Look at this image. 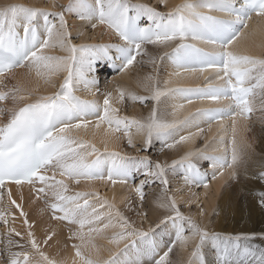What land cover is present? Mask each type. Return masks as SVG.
<instances>
[{
	"label": "snow or ice",
	"instance_id": "snow-or-ice-1",
	"mask_svg": "<svg viewBox=\"0 0 264 264\" xmlns=\"http://www.w3.org/2000/svg\"><path fill=\"white\" fill-rule=\"evenodd\" d=\"M50 3L53 8L56 7V0H50ZM65 12L87 21L93 29L98 25L105 26L122 43L73 44ZM253 14L264 20V0H182L167 14L146 4L131 3L130 0H68L60 11L24 4L0 7V84L15 69L27 67L29 75L34 71L46 84L55 87L51 77L60 71L66 72L56 92L39 95L34 102L26 101L36 93V89L28 90L19 81L7 91L0 90V102L10 100L13 104L11 108L0 106V116L8 115L7 122L0 124V189L5 187L6 182L14 183L18 188L27 184L38 198H52L50 203L45 199V204L53 212V220L79 225L81 231L73 232L70 236L81 241L73 245L75 252L71 264H152L153 260L155 264H166L176 244L183 250L192 245L188 264H264V232L259 235L210 232L190 216L183 215L171 196L167 197V201H158L159 207L171 213L156 226L160 228L163 225V229L159 232L155 228L137 230L118 211L113 215L114 205L101 200L98 193H72L66 182L71 180L79 185L81 180L88 183L98 180L110 181L113 185L117 182L124 184L135 169L145 176L135 188L143 200L146 185L159 179L167 191L169 180L166 173L182 171L185 183L202 185L207 189L208 174L201 172L190 159L193 155L210 162L212 180L223 177L225 170H228L231 179L238 180L243 157L251 147L244 136L237 139L238 126L247 131L249 113L254 111L253 101L257 95L264 97V58L250 55L247 51H236L232 47L242 36L241 27H249L248 21ZM145 44L171 46L161 59H167L176 69L172 76L199 75L207 83L205 87L174 86L160 90L153 77L148 76L140 86L147 91L149 82H152L150 90L153 100L159 101L161 96H167L182 98L191 104L195 98L220 106L198 108L183 119L174 118L171 121L161 119L154 106L148 117L138 120L119 115L120 109L115 106L124 102L126 95L134 102L144 103L145 98L131 91L126 93L117 88L115 97L112 92L105 93L102 106L95 100H81L74 94L76 85L81 83L88 90H98L95 77L98 63L116 68L119 61L118 70L124 72L137 55L147 54L143 48ZM199 45L210 46V50ZM57 48L67 55L44 54L46 49ZM111 49L117 53L115 57L109 55ZM151 62L156 61L153 59ZM206 72L214 75L215 82H212L211 76L205 75ZM169 84H172L171 79L165 81V85ZM184 106H174L172 116L175 117ZM90 117L96 118L94 124ZM228 120L231 121V140L219 154L188 152L171 165H162L160 162L153 164L147 157H121L118 152L109 150V144L120 139L118 133H123L129 146H134V135L142 136L145 145L142 151H146L154 139L163 142L166 148H174L203 131L199 128V122L217 121L224 128V121ZM241 120L242 125L239 124ZM102 125L107 127L101 133ZM190 127H197V132L179 135ZM81 130H91L94 138L100 136L104 155L91 140L78 136ZM170 140L172 143L168 142ZM220 143H225L223 137ZM50 170L51 176L48 175ZM57 175L60 179H57ZM253 175L264 182V170ZM37 182L41 185L38 189L35 187ZM92 197L97 202H93ZM2 200L3 195L0 194ZM8 201L20 211V216L26 217L21 205L12 199L10 190ZM257 202L264 210V191L259 192ZM106 206L107 211L100 210ZM10 214L0 210V221L5 228ZM114 216L118 218L117 223H113ZM105 219L107 223L103 222ZM24 224L29 225L26 218ZM86 225L87 234L82 231ZM110 227H119L120 231L108 243L117 246L121 242L126 243L123 248L117 247L115 252H110L105 260L100 258V248L92 240L93 234L104 238V231ZM185 232L188 234L185 235ZM165 235H174L175 239H170L164 245L167 251L156 259ZM13 236L23 239L21 232L10 228L4 239L0 240L3 245L0 258L4 254L8 257L2 260V264H68L67 260L50 259L41 251L31 231L27 232V238L33 251H13L14 247L23 248ZM50 239L51 234L45 243ZM209 254L212 259L208 258Z\"/></svg>",
	"mask_w": 264,
	"mask_h": 264
},
{
	"label": "bare ground",
	"instance_id": "bare-ground-1",
	"mask_svg": "<svg viewBox=\"0 0 264 264\" xmlns=\"http://www.w3.org/2000/svg\"><path fill=\"white\" fill-rule=\"evenodd\" d=\"M36 1L38 2V0ZM36 1L32 0L29 4H31L33 7H36V8H47V9L53 8L52 4L50 3V0L46 1L48 3H46L45 6L44 4L40 5L36 3ZM156 1L160 2L163 5V8H164L163 12L166 11L165 13H168L172 8H174L176 5L182 2V0H156ZM17 2H21V1L20 0H0V7L8 5V4H16ZM56 2L66 3L67 0H56ZM39 3H42V0ZM93 30H94V36L90 37V39H93L94 41L96 39L98 41L100 40V42L102 43L101 45L110 44L116 40L115 38L116 35L114 33H111L105 26L98 25L97 28ZM245 33L247 35L246 36L242 35L239 38L238 42L235 43L234 46H232L234 50L242 51V52L247 51V53L250 55L264 58V20L257 19L256 21L251 22L249 24V29ZM147 46L149 47L144 46L143 48L145 52L147 53L148 61L150 62L153 59H156L157 57H159L162 53L169 51L171 47V46L165 47V46H160V45H155V46L147 45ZM52 51H55V50L46 49L44 50V54L49 55V53ZM162 64H163L162 66L158 67L159 69H157L156 76L154 77L155 79L154 82L157 88L160 90H164L166 87L170 88L174 85L185 87V88H193L195 86L199 87V86H203V84H206V82H204L205 81L204 77L199 76V75L182 76L180 78H176L171 75L176 70H174L173 66L168 62V60L165 59L164 63L162 62ZM130 70L131 69H129L128 71L122 72L120 74L121 75L120 77L123 78V81L129 80L128 74L130 73ZM60 75L65 76L66 72L64 71L58 72L56 75L51 77L52 81L54 82L55 80H57V78L60 77ZM205 75L211 76L212 81H214V75L212 73L206 72ZM145 77L147 76L132 78V86L134 88L132 90V93H134L137 96L143 97V94L145 92H148V94H150L152 97V92L150 90L151 89L150 84H149V90L147 91L143 87L140 86V84H142L145 81ZM170 79L172 80V84L165 85V81H168ZM10 80L12 81L14 85H16L17 81L21 82V84H23L24 87H26L28 90H31L33 88L36 89V93L32 97H30V99L26 102L35 101L38 93H45L46 95H48L49 93H52L55 90V87H52L46 84L44 82V79L37 77L34 71L29 75V69L27 67L21 68L15 71L12 75H9L7 78H5L3 80V83L1 84V90H2V85H3L4 90L7 91V88L5 87V85L6 86L12 85L10 84ZM119 87L120 89H123V90L125 89V87L122 85ZM78 88H82L83 92L80 93V91L78 90H75V91L78 93L80 97L84 98V100L94 99L95 95H93L92 93H95L96 88H92L91 90H88L83 83L79 84ZM113 96L114 97L117 96L116 91L114 92ZM260 100L261 101L257 102V99L255 97L253 101L254 116L256 113H259V114L255 118L253 116L251 119L248 120L247 131H243V129L238 126L237 139H239V137L242 135L247 139L248 143L251 145V147L246 150V153L243 157L245 164H243L242 170L240 169L241 175L244 176L245 178H241L239 182L236 181L237 183H235L234 180L229 177L228 170H225V175L223 177H218L216 180H212V179L209 180L208 182L209 187L207 189H205L202 186L201 190L195 193L194 199L187 197L186 205L192 202L202 201V205H203L202 208L196 209V211L192 214L194 218H205V217H209V214L211 213L213 214V217L211 219L213 221L211 222L210 227L216 232L238 233V232H250V231H264V210H262L258 206V202L254 198L255 196L252 197L253 193L249 195L251 191H257L254 189H264V182L259 183V181L258 182L254 181V178L252 179V175H251L253 173V172L251 173V171L256 170L255 169L256 167L264 166V165H261L263 161H255L250 153V149L252 148H256L260 152L264 153V127L257 126L256 128L253 126L251 128L252 122L257 120L258 117L264 120V111H262V109H259L261 106L264 105V97H262ZM96 102L98 103V101ZM154 103H157L156 105H158L159 111L161 110L160 118L169 120V121H171L174 118L183 119L185 115L194 113L196 109L204 108L208 106L206 103H203V102H192L191 104H188L187 101L182 98L172 99L167 96L164 99L160 98L159 101L154 100ZM180 104H184L185 105L184 108L180 109L177 112V115L173 117L172 112L174 110V106H178ZM117 105L118 104H115L116 107ZM0 106L11 108L13 107V104L9 100V101L3 102V104H0ZM163 108H168L166 115L163 114L164 112ZM258 109L260 112L257 111ZM3 116L7 117L8 115L7 113H5ZM90 119L95 120L96 118L90 117ZM239 124L242 125L243 121H239ZM224 125L225 127L222 128L220 126V123H213V122L209 123V122H204V121L199 122V128L204 130V134H201L200 132L199 135H193L189 141L176 145L174 148H172L173 155L171 157H164L160 161L162 163L166 162L168 159L178 161L181 159V157L185 156L186 153L188 152H192L193 154L198 153L199 150L197 149V146H196V143L198 142V140H201V141H204V143H207V146L204 147L200 152H206L207 154H219V152L222 151L225 145L231 140V135H232L231 122L225 121ZM104 127H107V125H102L101 130H100L101 133ZM196 132H197V127H190V128H187L181 131L179 135H189L190 133L194 134ZM117 135L120 136V139L116 141L114 144H109V150L118 152L120 154L121 152H123L122 140L124 137L121 136L122 134L121 135L117 134ZM179 135L176 137L177 140L179 139ZM78 136L82 138L83 140H91L93 143L96 144L100 152H103V144L100 143L99 135H97L94 138L92 136L91 130L87 132L81 130ZM221 137L224 138V141H225L224 144L220 143ZM142 138H143L142 136L134 135L133 140L137 142V141H140ZM169 142L171 143L172 141L170 140ZM122 156L123 155H121V157ZM192 157L190 159H192ZM192 161L194 162V160ZM208 164H210V162ZM245 169L247 170L246 172H245ZM261 169L259 170L261 171ZM206 173H208L209 177L211 178V173H212L211 167L210 169L206 171ZM57 179H60L58 175H57ZM231 180H233V182ZM183 184H191V183H185L184 181ZM93 187H95L96 189V184L79 185V188L84 191H90ZM126 189L128 188H124L121 185H110L107 188V190L103 189L104 190L103 195H104V198H106L110 203L114 202V203H118V205H121L124 203V201L127 198V194L125 192ZM8 191L6 193V202L10 204V202L8 201ZM10 192H11L12 199L15 200L17 204H20L21 198L24 199L22 206L24 207L23 211L26 213V217L21 216L18 219L16 218L15 221L12 223L11 228H15L17 231L23 228L20 230V232L23 234V237H25L27 240H28L27 232L31 231L34 235L35 240L38 242L39 246H45L44 252L46 255L49 256L50 259H55L57 261L67 260L68 264H71L72 259L74 257V252H75L73 245L80 244L81 241L77 239H71L70 236L73 232L81 231V229L79 228V225L69 224L67 221H63V224H60V226H58L54 224L53 222H51L55 220H53L51 216H47L45 214L43 205L40 202L33 199L31 196H29V193L25 188L18 189V190L11 189ZM173 198H174V195H173ZM185 198H186V193L183 195L182 191L175 192V200L177 203L181 202ZM45 199H47L49 202H52V198L50 196L46 197ZM154 204L158 205V201H156ZM11 206L13 210L16 209L15 206L13 205ZM201 210H203V214H201ZM8 213H11L10 215H8L9 219L10 218L12 219L13 216L17 217V215L11 211H8ZM162 213L166 214L165 216L171 215L168 209H166L165 211L164 210L162 211L161 209L160 210L157 209L155 212V216H154V218L157 217L156 220L153 222L154 225L157 223H160V221L164 219L165 216L159 219ZM25 218L28 220L30 227L29 225L24 224ZM57 221H60V220H57ZM61 225L62 226L65 225V229H63ZM67 225L69 226L67 227ZM94 226H100V225H94ZM138 226L140 227H138L137 230H142V231H148L150 228L153 227V225H150V222H146L144 226H141L139 223ZM115 230L116 228L114 229L110 227L104 231L103 236H105L106 233H113L115 232ZM213 230H208V231L214 232ZM82 231L85 234H87L88 226L86 225ZM50 234H51L53 241L49 243L48 245V243H45V240ZM165 237H167V235H165L164 238ZM111 238L112 237L101 238L100 236H95V234H93L92 242L95 243L97 247L100 248V258L101 259H105V260L108 259L110 252H115L117 247L122 248L124 243H126V241L121 242L118 246L109 244L108 240ZM178 249H179V251L177 252L178 262L177 263L173 262L172 264H181L182 257H185L182 254V250L180 248ZM158 250L162 251L163 253L164 251H166V248L164 245H162L161 248ZM19 251H24V248L22 249L20 248Z\"/></svg>",
	"mask_w": 264,
	"mask_h": 264
},
{
	"label": "rangeland",
	"instance_id": "rangeland-1",
	"mask_svg": "<svg viewBox=\"0 0 264 264\" xmlns=\"http://www.w3.org/2000/svg\"><path fill=\"white\" fill-rule=\"evenodd\" d=\"M20 1L21 2H17L16 4H24L26 6H32L31 4H29L32 0H20ZM40 1L38 0V2L36 1V3H38L40 5L44 4V6H45L46 3H48V2H46L47 0H42V3H39ZM130 2L131 3L146 4V5L154 8L155 10H157V11H159L161 13L163 12V9H164L163 5L160 2L156 1V0H130ZM67 3H68V0H67L66 3L56 2V7L55 8H51L49 10L60 11L62 9L63 5H66ZM2 4H4V3H2ZM165 14H167V13H165ZM64 16H65V19L67 21L68 30H69V32L71 34V40H72L73 44H75L77 46L82 45V44L83 45H101L102 44L100 42V40L98 41L96 39L94 41L93 39H90V37L94 36V30H93V28L91 27V25L88 22L79 19L73 13L69 14L68 12H65ZM113 42H117V39L115 41H113ZM105 43H107V42H105ZM147 45H152V44H145V45H143V47L144 46L149 47ZM153 46H155V45H153ZM54 50L55 51L50 52L49 55H54V56H65V55H67V53L61 52L58 48L54 49ZM162 56H163V53L159 57L154 59L156 61L155 63H152V62L148 61L147 54L146 55L145 54L139 55L138 62L135 64L134 67L131 68L130 73L128 74V78H129L128 81H123V78L120 77L121 75L118 76V77H115V78L108 77L104 73V71L101 69L100 65L98 64L96 66V72H95V77H96V79L98 81V90L96 88L94 99L93 98L92 99L98 101L99 104L103 105V98H104L105 93L112 92L114 94L116 89L120 88L119 86H121V85L125 87L124 90L126 91V93L128 91L132 92V90L134 89L133 86H132V78H138V77H141V76H147V77L151 76V77H153V81H155L154 77L156 76L157 69H159L158 68L159 66L163 65L162 62L164 63V60H165V59H161ZM64 77L65 76L60 75V77H58L57 80L54 81V84H55L54 92H56L58 90L60 84L63 83ZM151 83L152 82H149L150 85H151ZM10 84H12V85H7V87H6L7 89L12 88L14 86V84L12 83L11 80H10ZM2 90H4L3 85H2ZM76 90L80 91V93L83 92L82 88H78V85H76ZM54 92L49 93L48 95H51ZM74 94L77 97H79L81 100H84V98L80 97L76 91L74 92ZM145 94H147V95H145ZM39 95H46V94L45 93H38L37 96H39ZM144 97H145L144 103L141 104L138 101L134 102V101L128 99V97L126 95L124 102L119 103L117 105V107L120 109L119 115L127 116L129 118H134V119H138V120H144L146 117L149 116V114L151 112V109L155 106V107H157L159 115L161 116V113H160L161 110L159 111V107H158V105H156L157 103H154V100L151 99V95L148 94V92H145L143 94V98ZM164 98H166V97H162V99H164ZM261 98L262 97L260 95L256 96V99L258 100V102L261 101L260 100ZM1 104H3V103H1ZM163 109H164L163 114L166 115L168 108H163ZM259 109H264V105L261 106ZM259 109L257 110L258 112H260ZM258 114L259 113H256L254 118ZM91 120H92V122L94 124L95 120L94 119H91ZM258 120L261 121V122H259ZM251 125H252L251 128L253 126L256 127V128H257V126L258 127H262V126L264 127V120H262L261 118L258 117L257 120L252 122ZM132 131L135 132V129H133ZM118 134H120V135L122 134L121 136L124 137L123 133H118ZM201 134H204V130L201 132ZM122 142H123L122 143L123 152L120 153L121 155H123L122 157L137 158V159L143 158V157H147V158H149L152 161L153 164H155L156 162H160L162 165H171L172 162L174 161L172 159H168L164 163H162L160 161L164 157H171L173 155V150H172V148L164 147V145H162L163 142H161L159 140H153L151 146H148L146 151H142L141 150V149L145 148V145L143 143V138L140 141H137V142H135L133 140L134 146H129L128 140H127L126 137L123 138ZM141 142H142V144H141ZM196 146H197V149L200 152L204 147L207 146V143H204V141L198 140V142L196 143ZM250 153H251V156L254 158L255 161H263L261 165H264V153L260 152L256 148L250 149ZM101 154L104 155L103 152H101ZM124 154H126V155H124ZM192 160H194V163L197 164V166L200 168L201 172L206 173V171L208 169H210L208 161L199 160V159H197L196 155L192 157ZM243 164H245L244 158H243V163L240 166L241 170H242ZM259 167L260 166L256 167L255 168L256 170L251 171V173L253 172L251 174L252 175V179L254 178V181H257V182L259 180H257L256 177L253 174L259 173L260 172L259 169H261V168H262L261 170H264V166H261L260 168ZM257 169H258V171H257ZM255 171H257V172H255ZM136 173H137V177H136L137 180H136V182L133 185H130V184L121 185V183H116L115 184V185H121L124 188H128L125 191L126 194H127V198L124 201V203L121 204V205H118V203H114V202L110 203L106 198H104L103 192H104V190H107V188L112 184L110 181H108V182L100 181V182L88 183V182H86L84 180H81V183L79 185L96 184V189H95V187H93L90 191H95L96 193L99 194V197L101 198V200H107L109 204L114 205L113 215H114L115 211H118L123 217H125L128 220V222H129V224H131L132 228H135V229L140 227V226H138L139 223H140L141 226H144L146 222H150V225H153L152 228H155L157 232H159V231H161V229H163V225H161L160 228L156 227L159 223L154 225L153 222L157 218V217L154 218L155 212H156L157 209L158 210L161 209L162 211L163 210L165 211L166 209L158 207V205L154 204V203L156 201H160L161 199L167 201V197L168 196L173 197V195H174V199H175V192L176 191H182L183 195L186 193V198L184 200H182L181 202H179V203L176 202L177 203V207L180 210V212L183 215H185V216H190L192 219H194L202 227H205L207 230H213L210 227L211 222L213 221V220H211L212 217H213L212 213L209 214V217H205V218H194L192 216V214L196 211V209L202 208V206H203L202 205V201L192 202V203H189L188 205H186L187 197L194 199L195 198V193H197V191H200L201 189L196 187L195 184H183L184 183V178H183V172L182 171H180V172H178L176 174H173L171 172H167L166 173L167 177H168V180H169V185H168L167 191H165L164 186L160 183L159 179H155L154 182L150 183L149 185H146L144 187V189H143V191H144V199L143 200H141L139 194L136 193L135 188H136V186H138L140 184V182L142 180L145 179V176L143 175L142 171H136ZM241 178H245V177L240 175L239 179L238 180H234V182L235 183L239 182V180ZM231 181L233 182V180H231ZM66 182L69 185L70 192L74 193L76 191H84V190H81L79 188V185L74 184L71 180H68ZM259 183H262V182L259 181ZM244 189H243V191H244ZM254 190H257V191H251L249 193V195H251V193H253L252 197L255 196L254 197L255 200H257L256 196L259 194V192L264 191V189H254ZM255 194H257V195H255ZM138 198H139V200H138ZM91 199H92L93 202L94 201L97 202L95 197H92ZM3 206L6 209L10 208V205L7 204V203H3ZM153 209H155V210H153ZM12 210H13V208H12ZM22 210H23V208H22ZM100 210L101 211H107L108 209H107V206H106L104 209H100ZM13 213L16 214L17 217L14 216L13 220L9 219L7 228L4 227L3 230H2V239H4L5 233L7 232L8 229L11 228L12 223L15 221V219L16 218L18 219V218L21 217L20 216V211L14 209ZM165 215L166 214L162 213L160 215V217L159 216L158 217L160 219L161 217H164ZM117 221H118V218H115V216H114L113 223H117ZM51 222H53L54 224H56L58 226H60V224H63V221H61V223H60V221H57V220L51 221ZM103 222L107 223L108 221L105 219ZM68 226L69 225H67V227ZM62 228L65 229V225H63ZM21 229H23V228H21ZM20 230H19V232H20ZM119 231H120V228L116 227L115 232L106 233V235L103 236V237L104 238L113 237L114 234L118 233ZM214 232H216V231H214ZM262 232H264V231H250V232H238V233H221V232H217V233H220V234H223V235H237V234L256 233L257 235H259ZM187 234L188 233L185 232V235H187ZM13 239L17 240L21 245H23L24 251H28L30 253L33 251L31 249L30 243L28 242V240L25 237H23V239H21V237L13 236ZM162 239L164 241V244H162V245H165V244H167L169 242L170 239L174 240L175 237H174V235H171V236L167 235V237H165V238L163 237ZM52 241H53V239L51 237V239L47 241L48 245ZM257 242L259 243V240H257ZM0 245H1V248H3V245L2 244H0ZM39 247H40V250L44 252L45 246H39ZM50 247H51V245H50ZM165 248H166V251H167V247L166 246H165ZM178 248H180L179 244H176L173 247V251L171 253H169V257H168V260L166 261V264H172L173 262L174 263L178 262V254H177V252L179 251ZM19 249L20 248H15L14 247L13 251H19ZM181 250H182V254L185 256V257H182L181 264H188L189 253L192 251V245L189 244L187 250H183V249H181ZM158 252H159V255H158V257H156V259H159V257L163 255L162 251L158 250ZM7 258H8L7 254H4L2 260H6ZM33 258L35 259L36 257H33ZM208 258L212 259L211 254L208 255ZM152 264H155L154 260L152 261Z\"/></svg>",
	"mask_w": 264,
	"mask_h": 264
}]
</instances>
